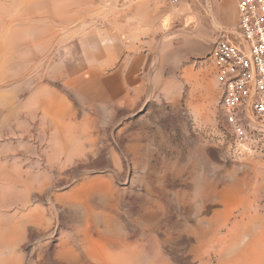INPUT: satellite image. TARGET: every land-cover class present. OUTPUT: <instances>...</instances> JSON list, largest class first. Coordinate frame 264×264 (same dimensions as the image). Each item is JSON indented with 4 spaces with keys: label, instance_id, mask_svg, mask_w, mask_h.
<instances>
[{
    "label": "rangeland",
    "instance_id": "1",
    "mask_svg": "<svg viewBox=\"0 0 264 264\" xmlns=\"http://www.w3.org/2000/svg\"><path fill=\"white\" fill-rule=\"evenodd\" d=\"M223 1L159 0L151 24L0 0V264H264V119L239 136L220 107Z\"/></svg>",
    "mask_w": 264,
    "mask_h": 264
},
{
    "label": "built area",
    "instance_id": "2",
    "mask_svg": "<svg viewBox=\"0 0 264 264\" xmlns=\"http://www.w3.org/2000/svg\"><path fill=\"white\" fill-rule=\"evenodd\" d=\"M237 13L238 39L219 37L211 57L220 107L233 131L243 136L242 117L264 119V0H237Z\"/></svg>",
    "mask_w": 264,
    "mask_h": 264
},
{
    "label": "crops",
    "instance_id": "3",
    "mask_svg": "<svg viewBox=\"0 0 264 264\" xmlns=\"http://www.w3.org/2000/svg\"><path fill=\"white\" fill-rule=\"evenodd\" d=\"M234 1V12L236 15V20H237V0H231ZM130 2V1H127ZM163 5L159 3V0H143L140 1V3H137L135 5H131V7L127 8L129 12L139 14V15H149L150 17V23L155 24L157 19L164 20L166 18V10H168L167 7H162ZM218 12H219V17H216L217 23L222 27L225 22H224V10L228 8V1H223V3H218ZM213 9V7H212ZM168 39H165V44Z\"/></svg>",
    "mask_w": 264,
    "mask_h": 264
}]
</instances>
